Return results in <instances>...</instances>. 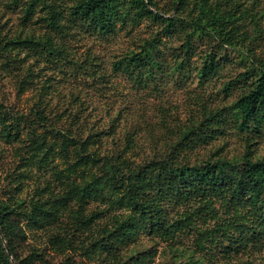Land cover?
Instances as JSON below:
<instances>
[{
    "label": "rangeland",
    "instance_id": "rangeland-1",
    "mask_svg": "<svg viewBox=\"0 0 264 264\" xmlns=\"http://www.w3.org/2000/svg\"><path fill=\"white\" fill-rule=\"evenodd\" d=\"M77 1L41 0L30 10L31 0H0V41L39 42L10 49V61L0 58V115L20 120L21 131L9 141L0 126L1 208L18 198L29 202L39 191L44 197L59 195L68 178L65 169L82 145V153L95 154L98 162L70 177L79 184L105 174L102 166L119 157L132 167L169 159L191 130L209 136L194 147L184 144V163L264 159V136L240 130L234 119L235 102L255 86L264 66V0H209L221 25L204 21V30L197 23L200 0H154L141 13L133 0H125L127 19L110 35L93 32L70 15ZM52 10L67 27L53 28ZM150 42L161 63L153 77L137 79L116 69L118 60ZM207 57L219 69L202 79ZM36 135L47 152L46 167L30 145ZM64 139L77 143L68 155L61 152ZM187 209L197 210L170 206V219ZM129 214L107 198L71 200L52 225L26 227L20 253H36L33 264H264V237L238 246L221 239L208 243L196 231L166 240L145 229L128 244L110 247L109 233ZM215 222L209 219L202 228ZM0 264H6L1 254Z\"/></svg>",
    "mask_w": 264,
    "mask_h": 264
},
{
    "label": "trees",
    "instance_id": "trees-1",
    "mask_svg": "<svg viewBox=\"0 0 264 264\" xmlns=\"http://www.w3.org/2000/svg\"><path fill=\"white\" fill-rule=\"evenodd\" d=\"M183 3L184 0H178ZM41 0H31L29 9ZM138 12L148 10V4H155L154 0H133ZM125 0H78L70 9V15L80 21L89 30L110 35L116 30L117 22L126 21L128 12L122 7ZM200 21L198 27L206 29L203 23L211 25L214 22L221 25L220 12L209 0H200ZM50 24L53 28L67 27L60 24L55 17L59 12L51 11ZM170 25L174 20L168 19ZM39 42L33 38H11L5 43L0 41V58L10 61V49L23 46L35 47ZM53 45V44H52ZM187 49L191 41L186 40ZM153 43L150 42L140 52H132L115 63L117 70L122 69L137 79L146 75L147 79L154 76L156 68L161 69V63L155 58ZM58 48L51 46V50ZM61 52V50H60ZM181 70L184 64L178 65ZM219 69L214 59L207 57L199 73L206 79ZM141 80V79H140ZM234 119L240 130H246L254 135L264 136V66L259 72L256 84L244 93L234 104ZM0 126L4 136L9 141L20 138V120L12 116L0 115ZM221 132L222 129L219 128ZM193 134L197 135L194 136ZM189 131L181 138L173 156L166 160L151 161L132 167L124 158L119 157L115 164H106V173L93 176L84 184L70 180L77 173V169L98 160L95 154L85 152L84 145L75 150L76 161L68 164V178L64 183V190L56 196L44 197V192L36 193L29 202L18 198L5 209L0 203V254L6 264H33L37 259L36 253L22 256L20 245L26 237V227L36 226L44 228L52 225L61 215L63 208H67L71 200L81 204L89 199L107 198L111 204L125 207L131 214L118 221L115 231L109 233V246L126 245L148 229L152 233L169 239L180 231H196L208 243L218 240L235 242L238 246H246L249 241H262L264 237V159L253 160L245 156V161L234 163L219 158L202 164L184 163V144L194 147L195 141L209 134ZM31 138L30 145L35 155L39 157V165L46 167L47 152L41 150V142L37 139L41 135ZM192 136V137H191ZM191 137V138H190ZM186 139V142L184 141ZM61 152L68 155L71 146L66 139L60 143ZM182 157V158H181ZM62 172H57L60 174ZM64 181L63 178H59ZM10 200V199H9ZM11 201V200H10ZM218 205V209H216ZM170 206L184 208L195 206L197 210H186L182 217L171 220L168 214ZM200 219L203 220L201 224ZM216 220L212 228H202L209 222ZM26 222L23 225L22 223Z\"/></svg>",
    "mask_w": 264,
    "mask_h": 264
}]
</instances>
